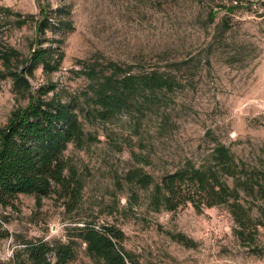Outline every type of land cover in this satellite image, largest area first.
<instances>
[{
	"label": "rangeland",
	"instance_id": "rangeland-1",
	"mask_svg": "<svg viewBox=\"0 0 264 264\" xmlns=\"http://www.w3.org/2000/svg\"><path fill=\"white\" fill-rule=\"evenodd\" d=\"M46 11L52 28L56 11L72 28L39 34L36 22ZM17 13L25 24L17 25ZM38 45H52L63 60L53 72L38 66L33 89L54 84L85 109L95 84L85 73H110L111 62L139 73L159 69L177 83L155 104L84 120L95 140L67 150L84 180L73 212L54 194L41 204L27 194L14 207L0 204V264H16L27 240L66 241L69 229L84 223H115L141 264H264V220L255 240L243 244L225 206L155 212L148 207L151 188L126 179L136 168L159 179L187 160L199 165L216 143L249 164L264 161V0H0V68L5 50L19 52L11 67L22 69ZM27 104L11 78L1 80L0 130ZM76 239L66 264H101Z\"/></svg>",
	"mask_w": 264,
	"mask_h": 264
},
{
	"label": "trees",
	"instance_id": "trees-1",
	"mask_svg": "<svg viewBox=\"0 0 264 264\" xmlns=\"http://www.w3.org/2000/svg\"><path fill=\"white\" fill-rule=\"evenodd\" d=\"M215 14L211 12V19ZM17 16L18 26L27 22L21 20L20 13ZM54 18L56 24L52 28L51 17L43 12L36 22L37 32L45 34L55 28L64 32L72 28L70 20L62 19L57 11ZM53 51L52 45H38L22 69L11 67L12 56L18 55V51L10 48L1 53L4 69L0 68V84L1 80L11 78L14 93L28 99L26 106L12 111L0 130V204L4 207H14L22 194L34 195L38 204L54 194L67 212H73L82 199L84 180L67 150L70 144L83 148L95 140L92 132L86 130L84 120L107 121L130 105L155 104L159 94L173 91L177 83L174 76L159 69L139 73L133 72L131 66L124 68L111 62L110 73L102 71L98 75L95 69L85 73L95 82L92 94H85L86 105H90L85 109L60 95L54 84L33 89L30 77L38 66L45 72L60 68L63 53L55 55ZM126 179L141 188H151L148 207L155 212L177 211L189 205L203 212L206 208L225 206L243 244L254 241L263 224L264 161L249 164L237 158L224 143H216L206 161L199 165L187 160L159 179L136 168L127 173ZM69 230L66 241L27 240L16 253V264H66L76 255V238L87 243L88 253L101 264H141L125 248L124 231L115 223L98 228L84 223Z\"/></svg>",
	"mask_w": 264,
	"mask_h": 264
}]
</instances>
